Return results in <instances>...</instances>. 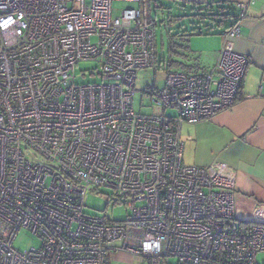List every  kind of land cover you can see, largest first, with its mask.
<instances>
[{
	"label": "built area",
	"instance_id": "built-area-1",
	"mask_svg": "<svg viewBox=\"0 0 264 264\" xmlns=\"http://www.w3.org/2000/svg\"><path fill=\"white\" fill-rule=\"evenodd\" d=\"M112 1L0 0V264H108L111 250L144 264H264V204L237 218L234 171L185 164L180 133L234 104L248 56L225 41L206 72L169 69L137 112L136 72L157 70L154 24L139 7L112 16ZM236 10L225 36L239 35L246 4ZM82 61L99 82L76 83ZM99 188L125 219L86 213ZM21 230L38 245L16 248Z\"/></svg>",
	"mask_w": 264,
	"mask_h": 264
},
{
	"label": "crops",
	"instance_id": "crops-1",
	"mask_svg": "<svg viewBox=\"0 0 264 264\" xmlns=\"http://www.w3.org/2000/svg\"><path fill=\"white\" fill-rule=\"evenodd\" d=\"M170 1L208 6L223 0ZM230 1L235 10L237 3L246 4L245 16L239 20V35L225 36V27L218 37L213 38L217 39V45L210 49L207 65L198 67L191 61H184L185 69L177 71L206 72L214 64L223 43L229 41L235 51L249 58L236 100L231 107L209 119L184 122L180 133L185 164L209 166L223 163L234 171L236 216L245 220L256 206L264 204V0ZM136 260L123 250H111L108 255V264H135Z\"/></svg>",
	"mask_w": 264,
	"mask_h": 264
},
{
	"label": "rangeland",
	"instance_id": "rangeland-1",
	"mask_svg": "<svg viewBox=\"0 0 264 264\" xmlns=\"http://www.w3.org/2000/svg\"><path fill=\"white\" fill-rule=\"evenodd\" d=\"M134 7L141 9L148 22H153L155 32L157 70L153 68H141L137 70L135 94L132 99L133 109L147 114L151 111L149 106L150 99L143 94L144 88L153 84L157 87H162L169 69L171 71L181 70L176 66L165 68L161 63H168V61H187L189 63L191 61L198 67L207 65L211 56L209 55L210 49H214L217 45V39L213 38L218 37L224 31L231 21V15L236 10L233 2L230 0H223L211 5L212 10L208 12L195 11L188 4L182 5L170 0H141L140 2L113 0L111 3L112 16L119 15L122 9ZM196 12H199V15H195ZM198 31H202L204 34H198ZM184 32L190 35L183 37L186 39L182 40L181 36ZM170 41L174 43L172 47L177 53L169 51ZM183 46H188L189 50H183ZM186 57H188L187 60H185ZM94 67L95 64L93 62L82 61L78 63L75 68L76 83L99 82L100 78L98 75L88 73ZM83 70L84 75L82 74ZM153 111L155 114L162 113V110L158 107H155ZM164 113L171 114L172 112L168 110ZM110 197V190L105 188H99L97 192L90 191L86 200V213L100 216L105 215L107 218L115 221L125 219L128 213L127 206L112 202ZM37 245V238L25 230H21L14 241V246L20 250H26L30 246ZM258 260L260 262L264 261V253L258 255ZM171 261L174 262L175 259L172 258ZM135 264L141 263L136 260Z\"/></svg>",
	"mask_w": 264,
	"mask_h": 264
},
{
	"label": "trees",
	"instance_id": "trees-1",
	"mask_svg": "<svg viewBox=\"0 0 264 264\" xmlns=\"http://www.w3.org/2000/svg\"><path fill=\"white\" fill-rule=\"evenodd\" d=\"M147 1H150V0H147ZM172 2H175V1H172ZM178 3H180V4H182V5H185L184 4V2H178ZM190 6H192L193 7V9H195V11L196 10H199V11H210V10H212V7H211V5H208V6H200V5H196V4H194V3H192V4H189ZM144 7H145V3H144ZM195 15H199V12H196V14ZM213 20V19H212ZM236 22V14L234 13V14H232L231 15V21H230V23L226 26V29H229L232 25H233V22ZM198 34H204V32H202V31H198L197 32ZM190 34H185V32L183 33V35L181 36L182 37V40L183 39H186V38H183V37H188ZM173 42H171L170 41V43H169V51L170 52H175V53H177L174 49H173ZM180 46V45H179ZM181 47V46H180ZM182 49L183 50H189V47L188 46H183L182 47ZM179 67L180 69H185V67H186V65H185V62L184 61H168V63L166 64V67L167 68H172V67Z\"/></svg>",
	"mask_w": 264,
	"mask_h": 264
}]
</instances>
